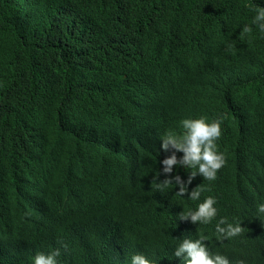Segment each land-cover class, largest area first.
<instances>
[{"label":"trees","instance_id":"1","mask_svg":"<svg viewBox=\"0 0 264 264\" xmlns=\"http://www.w3.org/2000/svg\"><path fill=\"white\" fill-rule=\"evenodd\" d=\"M33 1L0 0V264H30L55 240L63 245L64 264H128L135 253L166 264L184 231L192 239L204 236L217 253L221 217L250 225L238 251L258 252L263 219L252 225L239 202L246 200L247 183L264 186V36L251 24L264 0H40L48 20L43 29L29 22ZM62 8L76 12L58 22ZM77 14L82 22L95 16L102 27L92 26L91 40L78 30L66 51ZM139 15L146 20L126 25ZM245 25L250 33L242 31ZM47 49L46 66L53 64L61 78L66 58L73 79L50 82L46 68L37 79ZM170 89L222 119L217 141L226 163L205 185L204 194L217 201L209 225L179 220L198 201L177 196L171 185L163 192L151 186L163 167H146L162 136L156 123L151 144L152 112ZM166 116L172 117L170 109ZM170 194L177 198L160 203Z\"/></svg>","mask_w":264,"mask_h":264},{"label":"clouds","instance_id":"2","mask_svg":"<svg viewBox=\"0 0 264 264\" xmlns=\"http://www.w3.org/2000/svg\"><path fill=\"white\" fill-rule=\"evenodd\" d=\"M66 1V0H65ZM59 2H64L60 0ZM119 2H126L125 0H119ZM44 1L34 0L30 5V17L29 22L39 24L42 29L45 23L48 22L47 18L44 17L46 13L43 9ZM72 3L69 4L71 6ZM38 5L39 17H35V8ZM51 10V7H50ZM59 12L57 18L58 22L62 21V16L64 13L63 8L57 10ZM254 14L251 17V24L255 26L258 33L264 36V7L257 5L254 9ZM133 12V11H132ZM82 15V14H81ZM81 15H78V19L75 23L82 28L84 26L86 30V38L91 40V28L92 26H99L100 21L93 15L87 14L84 22L81 20ZM145 19L143 15H139L138 18L132 19L126 25H137L142 23ZM25 21V16H24ZM23 21V22H24ZM66 23L72 24L73 20L68 17ZM244 33H250L252 31L251 27L245 25L242 29ZM42 32V30H41ZM40 32V34H41ZM99 30L96 29L94 33H98ZM40 41H43V35L39 37ZM73 38L68 37L65 44L66 51L70 50L69 46ZM102 41L97 40L96 50L98 53L101 52L100 48L102 46ZM61 44V39L58 41ZM45 53L44 60L40 63L41 78L43 80L45 68L49 74L50 82L56 80V82L65 80L67 77L70 79L74 78V75H70L67 70V59L65 58L66 71L63 73L61 78L55 76V66L48 63L46 66V61H51L52 51L50 49L43 50ZM103 55L105 60L103 65L109 64V51L108 46L103 49ZM115 64V58L113 57L112 65ZM98 65V63H97ZM81 74H90L87 72ZM108 91V89H105ZM132 100L136 99V88L132 87ZM7 94V92H5ZM107 97V93H105ZM128 89L126 94H124V99L127 102ZM77 101V100H76ZM171 110L174 113L175 128L174 131L170 128L168 124L166 111ZM157 112V115H156ZM162 119H161V118ZM90 119V117H89ZM156 123L158 127V132L162 134L163 129L167 128L168 132H165L160 137V150L157 155V160L162 164V170L158 173L161 180L155 178L151 183L153 188L156 187L157 190L163 192L168 189L169 186L173 189L178 188L176 191L177 196L185 197L190 201H198L199 203L195 209H188L179 216V220L184 221V223L193 226L195 224L199 225H209L217 216L216 208V197L209 193L204 194L205 191H209L205 185L211 183L217 177V172H219L226 163V158L223 152L218 151V146L221 142L217 141L221 134V124L222 119L219 117L209 116L207 113L202 111L196 104L192 103L186 95L178 89H170L162 94L159 98L157 106L155 105L152 112V131L150 142L153 145L155 137ZM117 125V122L114 121ZM98 126V123H97ZM105 126H109V122H106ZM148 160L152 157V151L146 152ZM132 174L134 175V168L131 167ZM264 178V171L262 173ZM246 200L240 198L242 215L247 219L248 216V199H251V213L250 217L253 224L256 225L257 214L258 216L262 214L264 223V186H261L259 182L253 183L249 182L246 184ZM258 196H260L261 203L258 204ZM175 195L170 194L166 201L159 198L160 203L172 202ZM131 200V199H130ZM129 200V202H130ZM144 202L139 203L138 206H143ZM264 225V224H263ZM243 231L241 222H229L226 218L221 217L215 224V235L217 239H230L240 235ZM193 237L187 235L185 238L179 239L174 246L168 264H175V257L177 258V263L182 264H231L229 258L226 255L220 253H212L206 244L205 237L200 236L198 238L192 239ZM218 252V251H217ZM262 258L261 264H264V241L261 248L258 250ZM62 250L60 248L52 249L47 253L37 252L31 257L30 264H64L62 259ZM58 257L60 260L58 261ZM250 255L242 254L241 257L235 259L233 264H251L249 258ZM160 260L150 259L142 253L132 254L128 258V264H159Z\"/></svg>","mask_w":264,"mask_h":264},{"label":"bare ground","instance_id":"3","mask_svg":"<svg viewBox=\"0 0 264 264\" xmlns=\"http://www.w3.org/2000/svg\"><path fill=\"white\" fill-rule=\"evenodd\" d=\"M67 12H76L74 9L72 10V11H67ZM82 13H88V12H85L84 10L82 11ZM76 16H78V14L76 15ZM79 17V16H78ZM102 24H100L99 25V27L101 26ZM71 27V26H70ZM95 27V26H94ZM102 27V26H101ZM78 30H80V37L84 34V33H86V30H85V28H84V26H82V28H79V26H72L71 27V31H70V36L73 38V40L74 41H76L75 39H77V31ZM69 37V36H68ZM68 37H66L64 40H67L68 39ZM168 120V124L170 125V128L172 129V131H174V128H175V126H176V124H175V121H174V113L172 112V117H170L169 119H167ZM167 129V128H166ZM168 130V129H167ZM159 134H161V133H159ZM161 135H163V133L161 134ZM160 147V146H159ZM158 152H159V150L158 151H156L155 152V158L154 159H152V160H150L149 162H148V164L146 165V167H149V165H151L152 163H160V161H158L157 160V155H158ZM251 199H250V197H249V199H248V214H249V222L252 224V225H254L253 224V221L251 220V217H250V213H251ZM259 203H261V201H260V196H258V204ZM239 204H241V202H239ZM240 207H241V205H239ZM260 219H263V217H262V214L261 215H259L258 216V214H257V220H256V222L258 221V220H260ZM241 226L243 227V229H244V227H251L250 225H245V224H243V221H242V223H241ZM255 226V225H254ZM25 227V232L28 234V232H29V229H32V228H30L29 227V225H26V226H24ZM248 234L245 232V231H242V233L240 234V235H238V236H236V237H233V238H230V239H224L223 241H222V243H220V245H219V247H218V252L217 253H220V254H223V255H226L228 258H229V260H230V262H231V264H233V262L235 261V259L236 258H238V257H241V255H242V250H240V251H238V244H239V241H240V238H242V239H246V237L245 236H247ZM185 237H187V235H186V232L184 231L183 232V234L182 235H180V239L181 238H185ZM56 248H60L61 250H64V248H63V245L60 243V242H58L57 240H55L54 241V243H53V245H52V247L51 248H48V246H44V245H42L40 248H39V251L40 252H44V253H47V252H49L50 250H52V249H56ZM254 247L252 246L250 249L251 250H254L253 249ZM257 248H259L258 246H257ZM249 249V248H248ZM249 249V250H250ZM256 249V248H255ZM260 249V248H259ZM213 253V252H212ZM25 260H26V258H25ZM249 260L251 261V264H261V260H262V258H261V256H260V253L259 252H257V251H251V257L249 258ZM175 261H177V258L175 257ZM26 262V261H25ZM24 262V263H25ZM166 264H168V263H166ZM182 264H184V261H183V263Z\"/></svg>","mask_w":264,"mask_h":264},{"label":"water","instance_id":"4","mask_svg":"<svg viewBox=\"0 0 264 264\" xmlns=\"http://www.w3.org/2000/svg\"><path fill=\"white\" fill-rule=\"evenodd\" d=\"M161 118V117H160ZM162 119V118H161Z\"/></svg>","mask_w":264,"mask_h":264}]
</instances>
